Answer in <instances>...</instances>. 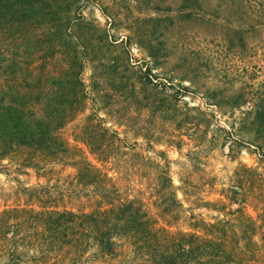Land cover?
I'll return each instance as SVG.
<instances>
[{"label":"rangeland","instance_id":"1","mask_svg":"<svg viewBox=\"0 0 264 264\" xmlns=\"http://www.w3.org/2000/svg\"><path fill=\"white\" fill-rule=\"evenodd\" d=\"M14 1L0 0V78L25 87L38 71L48 70L55 79L48 85L60 89L55 100H69V91L81 88L84 105L61 128L63 138L95 163L75 138L86 118H100L119 133L122 145L132 147L102 167H139L143 157L163 165L162 155L176 198L187 210L173 231L186 228L182 220L189 214L210 221L242 207L264 233L261 189L244 172L249 168L264 178V137H257L251 117L243 115L264 99V0H69L73 10L62 36L44 34L38 16L32 22L30 12H15ZM42 51L53 58L42 62ZM67 163L64 159L54 169L58 174L45 177L30 169L11 175L0 169V212L39 210L42 204L21 189L53 186L56 177L74 172ZM140 172L130 178L131 187L152 202L157 181ZM231 188L245 193L243 202H228L224 195ZM68 200L60 205H78ZM7 219H24L28 227L16 232V243L0 247V264L13 247L20 264H28L38 253L34 219L23 213ZM1 239L2 233L0 244Z\"/></svg>","mask_w":264,"mask_h":264},{"label":"trees","instance_id":"2","mask_svg":"<svg viewBox=\"0 0 264 264\" xmlns=\"http://www.w3.org/2000/svg\"><path fill=\"white\" fill-rule=\"evenodd\" d=\"M11 6L17 13L30 12L32 22L37 15V24L45 30L44 34L57 36L64 34L60 31H65V18L73 10L69 0H16ZM41 18L48 21L42 22ZM13 25L22 26L18 21ZM66 32L70 33L69 28ZM48 57L53 55L46 51L39 55L42 62ZM66 73H60L58 79L63 81ZM54 80L48 70L38 71L34 82L25 87L0 78V169L8 175L30 169L39 177L53 176L59 173L54 170L56 166L66 159L74 170L64 178L56 177L59 185L54 181L53 186L37 183L30 191L21 189L42 205L39 210L3 209L0 247L16 243V232L28 227L24 219H7L11 214L23 213L33 217L38 242V253L26 261L28 264H261L264 233L242 207L229 209L225 213L229 218L212 217L210 221L192 213L182 220L186 222L185 229H171L187 210L176 198L168 161L162 155L159 156L166 162L163 165L143 157L145 163L139 167H102L110 156L125 154L122 150L132 147L122 145L119 133L105 126L100 118H86L75 138L86 146L95 163L88 160L82 148L63 138L61 128L74 120L76 110L84 105L85 95L76 86L69 91V100H55L60 89L48 85ZM243 115L251 117L257 137H264V99ZM138 170L142 171L140 174L152 173V180L157 181L158 185L152 183L151 187L152 202L145 201L131 187L130 178ZM244 170L248 177L257 179L261 189L258 200L264 205V178L249 168ZM109 172L115 175L110 176ZM224 196L229 203H241L246 197L236 188L227 189ZM68 199L78 205H60L63 200L70 204ZM23 238L22 235L17 241L22 242ZM9 251L12 254L2 264L24 262L18 259L15 247Z\"/></svg>","mask_w":264,"mask_h":264}]
</instances>
